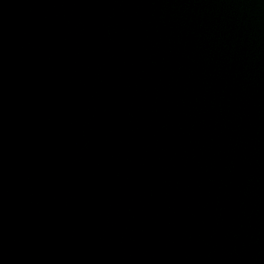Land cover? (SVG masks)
Wrapping results in <instances>:
<instances>
[{
	"label": "water",
	"instance_id": "obj_1",
	"mask_svg": "<svg viewBox=\"0 0 264 264\" xmlns=\"http://www.w3.org/2000/svg\"><path fill=\"white\" fill-rule=\"evenodd\" d=\"M0 264H264V0H0Z\"/></svg>",
	"mask_w": 264,
	"mask_h": 264
}]
</instances>
